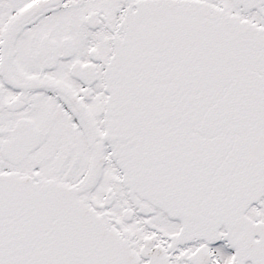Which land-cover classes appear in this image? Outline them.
<instances>
[{
    "label": "snow or ice",
    "instance_id": "1",
    "mask_svg": "<svg viewBox=\"0 0 264 264\" xmlns=\"http://www.w3.org/2000/svg\"><path fill=\"white\" fill-rule=\"evenodd\" d=\"M0 264H264V0H0Z\"/></svg>",
    "mask_w": 264,
    "mask_h": 264
}]
</instances>
